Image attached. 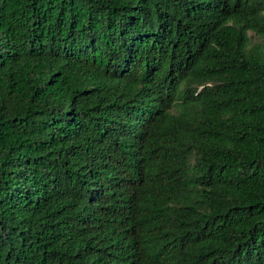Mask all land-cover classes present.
Wrapping results in <instances>:
<instances>
[{"label":"trees","instance_id":"trees-1","mask_svg":"<svg viewBox=\"0 0 264 264\" xmlns=\"http://www.w3.org/2000/svg\"><path fill=\"white\" fill-rule=\"evenodd\" d=\"M0 264H264V0H0Z\"/></svg>","mask_w":264,"mask_h":264},{"label":"rangeland","instance_id":"rangeland-1","mask_svg":"<svg viewBox=\"0 0 264 264\" xmlns=\"http://www.w3.org/2000/svg\"><path fill=\"white\" fill-rule=\"evenodd\" d=\"M249 36H251V33H248Z\"/></svg>","mask_w":264,"mask_h":264}]
</instances>
